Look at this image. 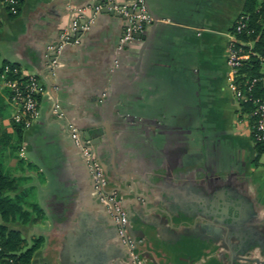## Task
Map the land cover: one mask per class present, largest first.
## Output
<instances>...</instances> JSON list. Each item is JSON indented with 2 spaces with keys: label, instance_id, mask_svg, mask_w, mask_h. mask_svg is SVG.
Masks as SVG:
<instances>
[{
  "label": "crops",
  "instance_id": "crops-1",
  "mask_svg": "<svg viewBox=\"0 0 264 264\" xmlns=\"http://www.w3.org/2000/svg\"><path fill=\"white\" fill-rule=\"evenodd\" d=\"M91 1L20 0L13 15L0 6V60L42 77L46 91L40 115L17 137L0 77V125L17 146L1 159L40 208L25 223H5L24 247L41 238L28 264H76L82 256L66 239L84 233L101 250L81 264H133L58 115L93 145L126 213L137 264H264V152L224 64L244 0H146L157 20L124 46L125 17L102 8L76 43L62 45L47 76L46 48L68 23L69 6L87 14ZM224 188L239 202L236 234L220 227L218 235L209 213H199Z\"/></svg>",
  "mask_w": 264,
  "mask_h": 264
},
{
  "label": "built area",
  "instance_id": "built-area-1",
  "mask_svg": "<svg viewBox=\"0 0 264 264\" xmlns=\"http://www.w3.org/2000/svg\"><path fill=\"white\" fill-rule=\"evenodd\" d=\"M4 2L11 0H3ZM85 8V7H84ZM84 8L69 6V20L58 35L55 44L48 45L46 48V74L53 76L54 68L57 63V56L62 45L76 43L80 33L84 32L93 19V15L102 8L110 9L126 19V24L119 38V46H124L135 40L141 35L152 22L151 13L148 10L146 0H125L117 3L116 0H92L86 8L89 13L85 14ZM10 10L14 12V7ZM245 14H240L234 24L233 31L228 33L224 64L228 79V88L232 92L238 104L249 102L251 104L250 116L251 137L254 142L264 143V50L258 55L260 69L257 76L244 78L239 81L238 77H244L238 70L243 61L248 57V51L240 45L243 42L235 36L236 33L246 28ZM17 77H3L2 86L6 89V101L12 109L10 121L20 123L23 129L29 128L40 115L39 97L46 93L44 79L35 73L20 72ZM258 87L259 93L253 94L254 87ZM63 123L64 131L78 148L88 175L92 183L93 193L101 204L102 209L109 216L115 227L116 236L126 247L133 264H137V255L133 252L135 247L134 240L126 230L127 216L122 207L121 200L116 192L107 187L106 177L97 159L95 150L90 140L85 138L81 131L71 122L58 115ZM20 156L23 147L18 149ZM1 260V259H0ZM4 264H12L7 260Z\"/></svg>",
  "mask_w": 264,
  "mask_h": 264
},
{
  "label": "trees",
  "instance_id": "trees-1",
  "mask_svg": "<svg viewBox=\"0 0 264 264\" xmlns=\"http://www.w3.org/2000/svg\"><path fill=\"white\" fill-rule=\"evenodd\" d=\"M0 1L5 5L7 12L13 15L10 8L17 6L20 0H11V2ZM240 14L247 16L246 28L236 33L235 36L243 42L240 46L249 52L248 57L243 61L238 70L239 74L244 75V77L240 76L238 79L239 81H243L245 80L244 78L257 76L261 66L259 65L257 56L262 54L264 50V0H244L242 12L234 19L230 31H233L235 21ZM17 67L15 63L0 60V77L1 75L5 78L17 77L18 73L13 71ZM259 92L260 90L255 86L253 94ZM244 104L246 108H250L251 110L249 102ZM11 124L14 134L19 137L23 129L21 124L14 122H11ZM254 143L257 153H263L264 143ZM8 146L12 148L17 147L16 141H13L11 135L0 125V264L6 263L7 260H10L12 264H28L41 238H33L31 244L24 247V240L20 233L15 229L7 228L5 223L11 221L25 223L30 218V212L39 213L40 208L35 203L27 201L26 197L29 193V188L17 190V179L4 166L1 159V151ZM66 240V243L69 245L68 248L72 252L82 256L81 259H83L84 255H93L101 250L99 239L86 233L80 236H69ZM81 259H78L76 264L84 262Z\"/></svg>",
  "mask_w": 264,
  "mask_h": 264
},
{
  "label": "water",
  "instance_id": "water-1",
  "mask_svg": "<svg viewBox=\"0 0 264 264\" xmlns=\"http://www.w3.org/2000/svg\"><path fill=\"white\" fill-rule=\"evenodd\" d=\"M156 20L157 18L155 16H152V22H151L152 25L155 23ZM143 46H144V43L141 45L139 49V55L141 54ZM225 191L228 194L226 195L225 198L218 196V197L209 199V201L207 200L206 202L204 201L203 204L205 205L207 204L208 205L207 207L210 210H207V208L204 210L203 208L199 209L200 215L204 214L203 217H205V214L209 213L210 219H213L216 222L214 225V230L217 231L218 235L220 234V227H223L226 230L231 229L233 230L232 233L236 234L235 231L238 230V228L241 226V223H239L240 218L237 217V211L239 209V206H238L239 202L237 200H234L233 197L229 195L228 190H225ZM200 203H202V201ZM200 226L204 227L203 224H201ZM210 226L212 225L210 224Z\"/></svg>",
  "mask_w": 264,
  "mask_h": 264
},
{
  "label": "rangeland",
  "instance_id": "rangeland-1",
  "mask_svg": "<svg viewBox=\"0 0 264 264\" xmlns=\"http://www.w3.org/2000/svg\"><path fill=\"white\" fill-rule=\"evenodd\" d=\"M1 5L3 6V2L1 3V1H0V6H1ZM22 154H23V153H22ZM22 154H21V155H22ZM18 155H20V154L18 153Z\"/></svg>",
  "mask_w": 264,
  "mask_h": 264
},
{
  "label": "flooded vegetation",
  "instance_id": "flooded-vegetation-1",
  "mask_svg": "<svg viewBox=\"0 0 264 264\" xmlns=\"http://www.w3.org/2000/svg\"><path fill=\"white\" fill-rule=\"evenodd\" d=\"M224 189H225V190H228L227 188H224ZM225 194H226V191H225ZM226 195H228V194H226ZM225 197H226V196H225ZM225 197H224V198H225Z\"/></svg>",
  "mask_w": 264,
  "mask_h": 264
}]
</instances>
